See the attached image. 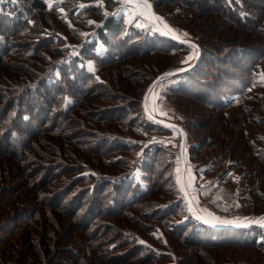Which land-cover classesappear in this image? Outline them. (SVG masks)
Here are the masks:
<instances>
[{"label": "trees", "instance_id": "obj_1", "mask_svg": "<svg viewBox=\"0 0 264 264\" xmlns=\"http://www.w3.org/2000/svg\"><path fill=\"white\" fill-rule=\"evenodd\" d=\"M151 1L185 37L122 0L0 4V264H225L229 248L264 264V225L205 224L177 171L185 133L189 161L264 218V0ZM161 87L183 131L147 112Z\"/></svg>", "mask_w": 264, "mask_h": 264}, {"label": "rangeland", "instance_id": "obj_2", "mask_svg": "<svg viewBox=\"0 0 264 264\" xmlns=\"http://www.w3.org/2000/svg\"><path fill=\"white\" fill-rule=\"evenodd\" d=\"M54 1L55 0H49V3L52 4ZM121 6H122L121 8H123V10L129 16V18L130 17L131 19L136 18L140 24H143L145 20L152 19L148 15L141 16L138 15L136 12L132 11V5L125 4L124 0H122ZM61 10L64 11V8H61ZM148 12L150 13V9L148 10ZM160 21L158 20L159 23ZM195 27L199 28L197 25H195ZM208 27L212 28L213 26L211 25ZM171 29L175 30L173 28ZM199 30H201V28ZM172 33L176 34L175 35L176 37H180V36L185 37L183 33L177 31H172ZM209 34L210 33L206 34L205 36H208ZM210 45H213V41L210 42ZM196 59H197L196 52L194 53L192 51L191 54L189 55L188 63L189 62L193 63ZM153 91H151L149 98L147 100L148 108L151 109L153 112H155V116H160L162 117L160 119H162L163 121L172 123V124L169 123L168 125L175 126L173 124L177 122L180 124V121L181 122L183 121V115L182 112L179 110L178 102L172 96L160 100V95L164 97L167 96V94L164 92V87H161L160 90L153 88ZM257 114L261 115L262 113L258 112ZM214 125L215 123H212L211 120H208L205 131L196 133L197 138L199 140H202L206 134L212 132V128ZM224 130H227V132H224ZM230 131L231 130L229 129H222L221 132H224L222 136L224 138L228 137L227 134L229 133V137H231V134H233V132ZM174 135L177 136V132H175ZM216 135L218 136L216 137L219 138L220 133L216 132ZM185 147L188 148V146L185 145L183 150L181 151V158L179 160V165L177 167V171L179 170L178 171L179 182L181 184L183 181L182 172L185 169V173H186L185 184L187 188V195L190 197L191 201L195 205L198 204V201L200 202L198 204V208L200 210L208 211L205 214L208 215L211 214L209 216H211L212 218L219 217L224 220L234 221L235 223L230 226L240 225L243 223H253L254 221L257 220V218L263 217V215L258 217H252L249 219L250 220L249 222H246L247 220H245V218H247V215L250 214V211L248 207V202L245 199L244 191L239 185V183H237L235 186L232 184H226V183L224 184L220 182L213 183V179L206 178L203 176L202 168L196 167V164L189 161L188 159L189 149L187 150ZM181 148H182V144H181ZM203 156L206 157L205 152ZM183 159L185 160V164H186L185 168L183 167ZM256 166L257 164L255 163L252 168H255ZM190 180H191V185H189ZM221 198L222 200H225V198H227L229 201L221 202ZM29 221L30 220H28L27 222L29 223ZM213 222L215 223V221ZM33 229H34L33 226H30L26 229V232L29 234V236H32ZM20 232L23 233V228L20 230ZM226 250L229 252V255H232L233 258L236 259L233 262H228L225 264H249V262L245 257H248L249 253L257 254L256 252L253 251L251 252L249 250L242 251L241 249H232V248Z\"/></svg>", "mask_w": 264, "mask_h": 264}, {"label": "snow or ice", "instance_id": "obj_3", "mask_svg": "<svg viewBox=\"0 0 264 264\" xmlns=\"http://www.w3.org/2000/svg\"><path fill=\"white\" fill-rule=\"evenodd\" d=\"M5 2H15V0H0V4H3ZM125 4L132 5V11L136 12L138 15L145 16L148 15L150 18L155 19V20H161L162 18L156 17L154 14H151L148 12L150 9L151 5L147 3V0H124ZM107 14V13H106ZM130 22H131V17H130ZM142 25L137 24L136 27H141ZM168 27V26H166ZM169 31H172V29L169 27ZM187 62V61H185ZM261 79L264 80V76H261ZM151 91V90H150ZM179 171V170H178ZM189 185H191V180L189 181ZM211 215V214H209ZM198 219H202L205 224L212 223L213 220L215 221V224L213 226L217 225H232L235 222L230 221V220H224L219 217H213L212 220L209 219H204L203 217H197ZM250 218H245V220H249ZM257 223H260L264 225V218H259Z\"/></svg>", "mask_w": 264, "mask_h": 264}, {"label": "water", "instance_id": "obj_4", "mask_svg": "<svg viewBox=\"0 0 264 264\" xmlns=\"http://www.w3.org/2000/svg\"><path fill=\"white\" fill-rule=\"evenodd\" d=\"M147 3L151 5V7H150V13L155 15V11H154V7H153V5H152V1H151V0H147ZM152 20H153V22H154L158 27H160V24H159L158 20H155V19H152ZM161 30L164 32L163 29H161ZM166 35H167V33H166ZM169 36H171V35H169ZM191 67H192V66H191ZM189 68H190V67H189ZM189 68L183 69L182 71H186V70L189 69ZM164 76H165V74H161V75L159 76L158 79H161V78H163ZM150 90H151V89H150ZM150 90L147 92V94H146V96H145V98H144V102H145V103L147 102V98H148V95H149V93H150ZM184 145H185V141L183 140L181 151L183 150ZM183 167H184V168L186 167V164H185V160H184V159H183ZM182 179H183V181H182V183H181V189H182V191H183L184 194H187L186 186H185V169H184L183 172H182ZM258 220H259V218L257 219V221H258ZM240 226H243V225H240Z\"/></svg>", "mask_w": 264, "mask_h": 264}, {"label": "crops", "instance_id": "obj_5", "mask_svg": "<svg viewBox=\"0 0 264 264\" xmlns=\"http://www.w3.org/2000/svg\"><path fill=\"white\" fill-rule=\"evenodd\" d=\"M153 91V90H152ZM154 92V91H153ZM151 93V92H150ZM150 93H149V95H150ZM149 95H148V98H149ZM160 100H161V98H160ZM150 110V112L153 114V116L156 118V119H160V118H162V117H160V116H155V112H153L151 109H149ZM217 182H220V183H224L225 184V182H223V181H216V182H214L213 181V183H217ZM196 186V185H195ZM228 199L227 198H225V200H222V198H221V202H224V201H227ZM250 220H247L246 222H249Z\"/></svg>", "mask_w": 264, "mask_h": 264}, {"label": "built area", "instance_id": "obj_6", "mask_svg": "<svg viewBox=\"0 0 264 264\" xmlns=\"http://www.w3.org/2000/svg\"><path fill=\"white\" fill-rule=\"evenodd\" d=\"M182 41L184 42V43H189V40H187V39H182ZM195 48L197 49V51H198V54H200L201 53V49H200V47H199V45H195Z\"/></svg>", "mask_w": 264, "mask_h": 264}]
</instances>
